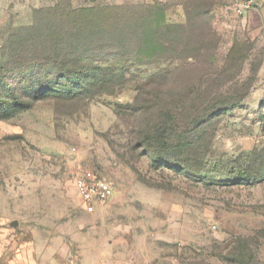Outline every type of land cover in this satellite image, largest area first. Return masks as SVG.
Wrapping results in <instances>:
<instances>
[{"label": "rangeland", "instance_id": "obj_1", "mask_svg": "<svg viewBox=\"0 0 264 264\" xmlns=\"http://www.w3.org/2000/svg\"><path fill=\"white\" fill-rule=\"evenodd\" d=\"M131 2L79 21L64 0L30 24L0 0V105L29 106L0 109L12 115L0 120V264H264V22L239 14V0ZM183 6L191 23L172 32ZM147 9L173 61H130ZM82 65L109 69L105 83L77 86ZM161 68L170 75L150 86ZM157 97L181 124L198 118L183 149L139 145L160 110L138 107ZM84 171L115 185L95 215L77 198Z\"/></svg>", "mask_w": 264, "mask_h": 264}, {"label": "trees", "instance_id": "obj_2", "mask_svg": "<svg viewBox=\"0 0 264 264\" xmlns=\"http://www.w3.org/2000/svg\"><path fill=\"white\" fill-rule=\"evenodd\" d=\"M99 8V9H98ZM96 7V8H91V9H80V10H74L73 11V15L75 17V19L77 20H87V21H92L95 20V18L97 16H99V11H109L112 9H117V8H110V7H105V8H100V7ZM121 10H124L125 8H120ZM127 9V8H126ZM184 12H185V17L182 23H176V24H169L167 23L166 25L172 26L171 27V31L174 32L175 30L180 29V27H189L191 20L187 11V8L183 6ZM118 10V9H117ZM143 14H146L143 17L139 18V21L142 20L141 23H138L137 20V24L135 23V26L133 27L135 30V37H139L141 38V43L142 46L140 47L139 50H137L136 52V57L133 58L130 61H154V60H166V58H164L163 56H161L162 50L166 49L167 46H170L169 40L167 38L168 35V31L167 28L162 27V25L158 24L157 18L155 16V13L152 12H148V9L146 11H142ZM72 16V15H71ZM71 19V18H70ZM134 20V19H133ZM132 20V21H133ZM122 28V27H120ZM110 34V33H109ZM114 38V36H112ZM146 47L145 50H151L149 52L145 51V54H143L142 52L144 51V48ZM149 48V49H148ZM191 58V57H189ZM118 60V59H117ZM121 60V58L119 59ZM126 60V59H123ZM175 60H181V58H177ZM197 60V59H196ZM103 61V60H102ZM110 62L112 60H109ZM107 60L103 61V62H109ZM167 62L169 61H173L172 59H167ZM97 62H101V60L98 59H91V58H84L82 64H92V63H97ZM82 65V69H83V75H76V78L80 81V83L77 84V86H82V87H86L87 84H91L87 81H92L95 83L93 85H99L98 82H100V84H104L105 79L102 81H99V78H104V76L106 75V73H109V69L105 70V71H95L93 72L92 75H90L91 71L90 69H88V67H83ZM65 69H69V67H66ZM180 67L177 68L176 71H180ZM74 70H70L69 71V80L75 78L72 77V75H70ZM170 70L169 69H158V71L154 72L153 75L150 77L149 79V85L150 86H155L157 82H164L167 78L168 75H170ZM85 75L87 76L85 78ZM125 74H122V77H124ZM59 79H64L63 76H59ZM68 79V78H67ZM92 85V84H91ZM61 92H67V91H63V88H61ZM135 91L137 92H144L142 91V89H135ZM58 94H63L60 93V91H57ZM150 92H148L149 94ZM140 94V93H139ZM102 95L104 96H112V94L110 93H103ZM140 101H138L137 99H134L133 103H132V107L134 108V105H138ZM129 106V107H131ZM3 108H12L11 110H15L16 109V114L17 113H21L25 110H27L29 108L28 105H25L23 102L20 101H16L14 103H11L10 105H0V109ZM128 108V107H127ZM157 108L160 110L157 118L155 120L151 121H147L144 124V128L143 130H141V132L139 133V135H141L140 137V141H139V145L140 146H144L148 149H152V148H158L159 150L162 149V151H167L170 149V147H174V148H179V149H183L184 148V135H186V133L188 134V132L191 131V125L193 123L198 122V118H194V120L192 119L191 121H188L186 124H181L180 123V118L182 117L181 115H169L164 107V101L162 98L157 97V101L156 100H151V99H146V101H144L139 107V110H144L145 112L149 111L150 109H154ZM15 115V114H13ZM12 118V115H9L8 113H4V114H0V120L1 119H10ZM187 125H190V127H186ZM169 164H176L177 161H172L169 160L168 161ZM153 166L156 167L157 165ZM159 167H164V164L159 165ZM254 182H257V180H254Z\"/></svg>", "mask_w": 264, "mask_h": 264}, {"label": "built area", "instance_id": "obj_3", "mask_svg": "<svg viewBox=\"0 0 264 264\" xmlns=\"http://www.w3.org/2000/svg\"><path fill=\"white\" fill-rule=\"evenodd\" d=\"M256 5L255 0H239L237 12L245 14ZM75 187L80 207L88 215L97 214L115 194V185L94 171H84L77 175Z\"/></svg>", "mask_w": 264, "mask_h": 264}, {"label": "crops", "instance_id": "obj_4", "mask_svg": "<svg viewBox=\"0 0 264 264\" xmlns=\"http://www.w3.org/2000/svg\"><path fill=\"white\" fill-rule=\"evenodd\" d=\"M6 1H8L10 5L12 4L14 6H19L23 8L25 12L27 13L26 20L30 22V24L31 23L33 24L37 20V14L41 13L42 11L55 10L57 7L60 6V4H62L64 0H4L5 4H6ZM76 1L80 5L84 4V3L81 4L82 2L81 0H69L70 10L74 11V10H80V9H91L93 8L92 7L93 4H95V1H92L91 3L90 2L91 0H83L86 4L85 6L75 7ZM255 1L257 3L256 7L253 10L249 11V13H247L245 16L249 19H253L254 21H257V19H259L261 22H264V0H255ZM89 2L91 4H87ZM159 4H162V2H159ZM113 5L115 8L120 9V8H126L128 6H138L140 4L139 3L135 4L133 2L129 3V0H116L112 4V6ZM98 6H100V8L107 7L103 5H98ZM172 15L173 14L171 13L169 20H177L175 17H172ZM174 15L177 17H180L183 20L185 17L184 9H182V11L180 12L176 11ZM30 24L28 23L27 25L30 26ZM23 25L25 24H22V26Z\"/></svg>", "mask_w": 264, "mask_h": 264}, {"label": "water", "instance_id": "obj_5", "mask_svg": "<svg viewBox=\"0 0 264 264\" xmlns=\"http://www.w3.org/2000/svg\"><path fill=\"white\" fill-rule=\"evenodd\" d=\"M17 225H18V222H13L10 224L11 227H17Z\"/></svg>", "mask_w": 264, "mask_h": 264}]
</instances>
